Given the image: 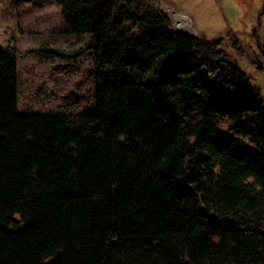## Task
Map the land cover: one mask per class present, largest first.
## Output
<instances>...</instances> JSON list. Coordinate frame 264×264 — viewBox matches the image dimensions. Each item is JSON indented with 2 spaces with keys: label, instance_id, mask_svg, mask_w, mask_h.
Returning a JSON list of instances; mask_svg holds the SVG:
<instances>
[{
  "label": "trees",
  "instance_id": "16d2710c",
  "mask_svg": "<svg viewBox=\"0 0 264 264\" xmlns=\"http://www.w3.org/2000/svg\"><path fill=\"white\" fill-rule=\"evenodd\" d=\"M38 1L91 40L93 112L19 114L0 46V264H264V102L218 41L146 0Z\"/></svg>",
  "mask_w": 264,
  "mask_h": 264
},
{
  "label": "rangeland",
  "instance_id": "374dc122",
  "mask_svg": "<svg viewBox=\"0 0 264 264\" xmlns=\"http://www.w3.org/2000/svg\"><path fill=\"white\" fill-rule=\"evenodd\" d=\"M117 7L123 4L116 0ZM163 11L176 33L218 41L264 102V0H146ZM187 25L178 30L176 18ZM115 18V15L113 16ZM89 37L65 33L61 11L33 0H0V46L13 50L18 70V113L93 112Z\"/></svg>",
  "mask_w": 264,
  "mask_h": 264
},
{
  "label": "bare ground",
  "instance_id": "6f19581e",
  "mask_svg": "<svg viewBox=\"0 0 264 264\" xmlns=\"http://www.w3.org/2000/svg\"><path fill=\"white\" fill-rule=\"evenodd\" d=\"M187 23H188L187 20L184 19V17H182L180 15L176 18V24L179 27L178 28L179 31H182V29L184 30Z\"/></svg>",
  "mask_w": 264,
  "mask_h": 264
},
{
  "label": "water",
  "instance_id": "95a60500",
  "mask_svg": "<svg viewBox=\"0 0 264 264\" xmlns=\"http://www.w3.org/2000/svg\"><path fill=\"white\" fill-rule=\"evenodd\" d=\"M179 34L190 36V35H188V34H184V33H179Z\"/></svg>",
  "mask_w": 264,
  "mask_h": 264
}]
</instances>
